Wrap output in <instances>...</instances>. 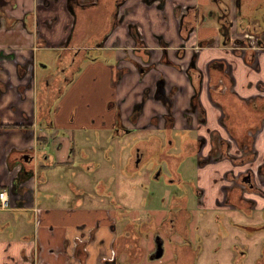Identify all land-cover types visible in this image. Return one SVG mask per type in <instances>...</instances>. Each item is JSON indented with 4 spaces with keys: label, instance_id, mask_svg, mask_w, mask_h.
I'll return each instance as SVG.
<instances>
[{
    "label": "crops",
    "instance_id": "obj_1",
    "mask_svg": "<svg viewBox=\"0 0 264 264\" xmlns=\"http://www.w3.org/2000/svg\"><path fill=\"white\" fill-rule=\"evenodd\" d=\"M0 1L5 13L16 18L19 23L28 14L35 15L39 21L37 35L28 31L22 24L12 28L6 27L3 23L0 25V51L7 55L12 54L17 59L14 63L10 62L14 64L13 66L9 64L5 66L9 71L13 67L10 71L11 75L5 78L12 80L14 86L21 82L14 73L18 64L25 65L28 60L34 61L41 47L42 50L59 52L60 57L65 56V60L72 59L74 48L92 50L95 57H98V60H84L82 70L73 79L72 84H68L67 89L58 96L52 129V134L56 137L53 140L54 146L52 145L51 151L50 145L48 146L50 154L48 159L42 156L35 159L34 162L38 167L42 164L46 165L45 168L56 170L62 168L92 170L95 164L86 163V155L83 153L80 156L81 163L73 160L75 145L85 144L80 130L84 124H97L103 121L98 129L103 132L110 131L112 134L117 116L115 106L122 109V120L129 129L162 130L165 124L163 115H166L167 107L154 96L160 78L166 82L168 91L176 87L179 89L174 96L175 103L172 109L176 119L175 130H188L184 112L192 105L194 86L199 87V80L196 77L194 81L189 79L186 69L196 52L198 53L196 68L205 78L200 97L201 112L208 113L210 120L208 127L212 131L217 132L216 130L222 128L215 119L221 113L220 109L210 101L208 93L207 73L212 62L223 60L232 65L234 82L229 84L227 90L225 85H221L216 92L224 89L228 91V96L232 98L234 105L242 104L241 100L258 103L264 96L262 90L264 89V49L255 59L257 70L244 60L243 53L235 51V40L248 37L247 34L243 36L237 30L240 23L237 14L239 0H223L230 7V19L233 24L231 37L234 42L227 46L220 32V11L215 0H168L164 8H159L155 3H145L143 0H128L121 9L125 19L113 32L104 48V55L101 56V49L96 43L99 41V33L105 31L103 29L105 22L89 29H87L89 26L82 28L84 19L91 18L92 21L97 19L99 12L97 7L89 11L81 10V6L85 5L79 6L75 0H16V7L13 8L10 0ZM47 1L51 3L50 6H43V2L47 4ZM253 2L256 4L252 6H255L256 12L258 10L260 13L259 17L264 19V0H253ZM186 6L200 8L203 15V24H197L192 33L180 23L181 13L178 8ZM75 7L80 10H76ZM210 11H214L213 16L208 14ZM128 25H137L133 34L142 37L143 41H140L142 47L136 44L137 40L133 42L129 37ZM243 27L242 31L252 28L248 24H244ZM68 39L72 41V48L69 49L65 44ZM137 50L149 52L150 61L156 66L144 77H141L137 68L126 60L127 57H131L139 64L146 63L143 54L135 55L134 52ZM64 51L67 53L64 54ZM164 55H167L172 65L162 61ZM80 56L82 59V54ZM116 64L118 68L130 69L120 80L116 78L117 70L114 67ZM212 72L214 75L218 73L214 69ZM1 76L2 72L0 78H3ZM147 89L151 90L149 99L137 124L132 125L128 121V116L132 107L141 102ZM34 98V89L26 91L24 99L14 89H10L0 97V117L4 123L18 122L22 125H29L28 123L31 125L27 132L7 129L0 135V190L11 193L12 200L10 210H0V264H127L119 260L114 251V247L116 248L122 241V237L118 234L120 208L115 204L114 199H110L108 203L97 200L95 204H89L85 200L84 190L78 189L75 191V199L70 200L64 196L63 204L56 203L43 207L39 205V184L47 183L51 178H47L44 174L39 175V168L36 176V165L33 174L24 178L20 174L21 166L13 168V171L6 170L5 157L11 147L38 149L45 146L43 141L42 144L36 141V136H47V132L43 128H37L34 125L35 120L23 121L22 112L30 114ZM13 107H17L18 111H14ZM155 117L158 118L157 125L152 122ZM200 134L204 135L205 130L202 129ZM247 140L250 145L253 143L254 150L256 149L254 160L256 163H253V167L249 169L257 170L264 162V122L256 130L248 132ZM212 144L209 142L205 154L210 151ZM31 165L33 166V163ZM212 170H229L238 173L242 167H236L226 161L218 165L211 164L201 170L202 180L199 185L208 190L209 207H213L212 197L216 195L212 190L215 187L210 182ZM14 180L20 181L15 184ZM43 189L47 191L48 200H52L55 189L49 185L44 186ZM13 190L15 194H12ZM98 193L105 195V187H99ZM253 198L260 204V209L264 208V198L254 196ZM33 205L41 211L38 224L35 222ZM141 233H138L136 228L133 229L132 237L127 238L124 243L130 247L133 242H139L137 234L145 235V230ZM240 238L246 240V237ZM217 241L218 239L214 237V243ZM130 253L133 257L140 256L136 254L135 249ZM234 255L235 253L230 249L231 264L234 262Z\"/></svg>",
    "mask_w": 264,
    "mask_h": 264
},
{
    "label": "flooded vegetation",
    "instance_id": "obj_2",
    "mask_svg": "<svg viewBox=\"0 0 264 264\" xmlns=\"http://www.w3.org/2000/svg\"><path fill=\"white\" fill-rule=\"evenodd\" d=\"M79 6L84 4L85 6H81V10H90L91 8H98L97 19L92 21L90 19H84L82 28L88 27L87 29L97 26L98 24L105 22L103 29L105 31L103 33H99V41L96 43L97 47L101 49L100 56L104 53V48L106 43L111 38L113 32L117 27H119L125 17L121 13L122 7L127 3L128 0H75ZM145 3H155L159 8H164L165 3L168 0H143ZM217 3V7L219 8V23H220V32L224 37V44L227 46L229 43L234 42L231 37V31L233 28L232 21L230 19V7L227 5L223 0H215ZM48 2V1H47ZM11 6L14 8L16 7V0H10ZM50 2L47 4L43 2V6H50ZM238 6V17L244 12L242 9L241 0L237 3ZM260 8V6H259ZM76 10H80L76 8ZM180 15V23L185 25L187 30L192 33L196 28L197 24H203L202 18L203 15L201 14V9L195 6H186V7H179L178 8ZM260 10V9H259ZM96 13V12H93ZM210 16L214 15V11H210L208 13ZM27 16V17H26ZM24 17V19L19 23L16 18L8 16L2 8V2L0 1V25L3 23L6 27L12 28L15 27L17 24H22L28 31L32 33H38V26L39 21L35 15L28 14ZM111 16V19L109 17ZM226 17L228 18L227 22H230L231 25L229 27L226 26ZM240 22V21H239ZM75 24V23H74ZM246 24V23H245ZM244 25V24H243ZM243 25L240 22L238 24V32L244 35H248L245 38H238L235 40V51L243 53L244 60L250 64L251 67L256 68L257 70V56L259 52L264 49V34H260L264 27L259 28H251L248 30H243ZM247 25V24H246ZM10 26V27H9ZM76 24L74 25L75 29ZM137 29V25H128L129 30V37L133 40H137L136 44H139L142 47L140 41H143L141 36H136L133 34V31ZM240 30V31H239ZM260 34V44L258 47H254L251 40L253 39L254 35L257 37ZM86 35V34H85ZM71 39V37H69ZM68 39L66 41V46L68 49L72 48V41ZM205 44V43H204ZM238 44V45H237ZM43 46H46L42 43ZM129 45V44H128ZM127 45V46H128ZM240 45V46H239ZM126 46V47H127ZM242 49H241V48ZM41 47L38 51L42 50ZM75 53L72 59H66L65 56L58 58V60L54 64V68L51 71H48L39 58L36 55L34 61L28 60L25 65H19L16 68L15 76L20 79V84L15 85L12 83V80L6 78H0V97L4 94L8 93L10 89H14L22 99L25 98L26 91L30 89H34L35 98L34 103H32L31 112L30 114H26L22 112L23 121H34V125L37 128H43L45 132H47V136L39 137L36 136V141L42 144L44 142L43 148H25L20 149L15 146L11 147L10 151L6 154V170L10 171L13 170L15 167L21 166L22 170L20 174L23 175V178L26 176H30L33 174L35 167V159L37 160L39 156H42L44 159L49 158V151L48 146L50 145V151L52 150V143L51 141L55 140V134H52V129L54 126V114L56 111V100L62 89L67 85V83H71L76 75L82 70V62L84 60L90 61L97 59L95 57L92 50H79V48H74ZM244 51V52H243ZM63 53V52H62ZM67 52L64 51V54ZM135 55L143 54L144 61L146 63L139 64L135 58L127 57V61L133 64L141 77L147 75L152 69L156 66L155 64L151 63L150 61V54L149 52L136 51L134 52ZM250 53V55L248 54ZM80 54H82L83 58L81 59ZM239 55V54H238ZM80 56V58H78ZM198 57V53L196 52L193 55V59L190 62L188 69H186V74L189 79H193L196 77L199 80V87L196 85L195 93L192 97V105L188 110L184 112V118L188 123V130L195 133V138L192 143L190 144L189 139H184L183 141V152L179 157H172L169 156L171 161L167 160L168 168L165 170L162 166L158 168L157 173L154 174L155 180H160L162 178L167 179L168 182H177L182 183L181 174L177 171L179 163H182L184 160L188 158L187 153L189 149L196 153L197 157V166H198V174L196 179L189 180L188 182L193 188L194 194L197 195V208L200 209L202 218V224L206 225L207 228H211L210 236L206 237L213 240L214 237L212 235H216V232L219 228L227 227L231 234H236L237 236L233 239H229V236L226 237H216L218 241L212 245V252L219 254L222 250H226L227 254L230 255V249L235 253L234 262L232 264H264V237H257L260 235V232L264 231V225H259L256 220L249 217V211H253V214L260 212L261 215H264V208H259V204L254 197H261L264 198V162L259 165L257 170L249 169L253 167V163L255 164L256 161V149L254 150V144H249L248 140L244 138H236L233 134V129L237 128H246L249 123V117L244 114L245 106L249 104L253 108H260L261 106L258 103H254L255 101H243L241 100L242 104L234 105L232 102V98L228 96L227 90L229 84L231 85L234 82L233 77V67L232 65L228 64L226 61L223 60H215L210 64V69L208 68V93L210 101L220 109V112L216 116V122L218 121L219 125L222 127L221 129L211 130L209 126V116L208 113L201 112L202 105H201V93L204 84V75L200 73L199 70L196 68V59ZM167 55H164L162 61L166 64ZM250 60H247L249 59ZM168 59V58H167ZM169 60V59H168ZM5 61L8 62H15L17 59L14 55L10 54L7 55L5 52L0 51V72L5 75V77L11 75L8 68L5 67ZM170 61V60H169ZM4 62V63H3ZM171 62V61H170ZM172 63V62H171ZM173 64V63H172ZM169 64V65H172ZM73 66L75 67L72 70ZM117 72V80H120L126 73L130 71L129 68L123 67L118 68V64L114 65ZM43 69H47L44 71ZM218 71L217 74H213L211 70ZM74 73V74H73ZM196 73V74H195ZM69 74L72 75V78L69 82H67L65 75ZM195 74V75H194ZM23 82V80H25ZM63 80V81H62ZM65 81V82H64ZM72 84V83H71ZM221 85H225V89L221 90L220 92H216V89ZM163 87L166 88V82L163 78H160L157 83L156 93L160 97L158 101L162 102L166 107V115H163L165 118V124L162 131H166L170 133L171 130H175L176 119L173 112V105L175 103L174 96L179 90L177 87L173 88L171 91H168L166 88V94L163 91ZM264 91V89H262ZM151 94V90L147 89L145 91V95L142 97L141 102L136 103L134 107H132L131 113L128 116V121L135 125L138 122V119L141 113L144 111V106L149 99ZM217 94V95H215ZM167 95V96H166ZM163 99V101L161 100ZM264 99V96L261 100ZM165 101V102H164ZM226 102L227 104H225ZM262 103V102H260ZM215 107V108H216ZM116 109V121L115 126L113 128V132L111 135L114 137L116 136H127L131 135L133 131L137 129L128 128L122 120V109L119 106H115ZM14 111H18L17 107H13ZM157 117L153 118L155 120V124L157 125ZM25 121V122H26ZM196 121V124H195ZM99 122V121H98ZM103 121L97 123L98 125L103 124ZM153 122V121H152ZM264 120H262V123ZM29 125H25L27 132L30 129ZM10 125H22L21 123L15 122L13 124H6L3 122V119L0 117V135L7 131V129H15V130H23L22 128H8ZM262 125V124H261ZM204 129L205 134L201 135L200 131ZM249 132V131H248ZM247 132V134H248ZM41 138V140L39 139ZM169 137H167L168 140ZM241 139V140H240ZM99 140V139H98ZM170 140V138H169ZM43 141V142H42ZM148 142L137 144L132 151L131 155H129V167H139L142 159L144 157L149 156V150L152 148L150 143L155 144L154 147H158L160 149L162 139L152 135L150 139L147 140ZM155 141H159L160 143H154ZM212 142V146L210 151L205 154V150L209 144ZM38 144V145H40ZM171 144V142H170ZM194 145V146H193ZM40 147V146H39ZM144 147V148H143ZM251 147L250 149H248ZM43 152V153H42ZM42 153V154H41ZM151 155V153H150ZM169 161V162H168ZM230 162L234 166L242 167L238 173H234L229 170L224 171H214L212 170L210 176V182L213 185L212 190L215 191L216 195H213L212 199V206H208V190L205 187H200L199 183L202 180L200 173L201 170L206 169L211 164H221L224 162ZM33 163V166L31 165ZM36 165V166H35ZM76 165V164H75ZM78 165V164H77ZM90 169V167H89ZM220 174V175H219ZM21 180V178H20ZM19 180V181H20ZM18 180H14L15 184L19 182ZM187 183V184H189ZM14 185V184H13ZM253 195V196H250ZM168 215L166 216L165 220L160 223L158 226L161 229V232H174L175 235H180L181 243L175 242V246L172 249L173 257L164 262L163 264H197L198 258L200 259L204 248V238L199 237V242L197 246H195L189 237V222L192 219V214L189 209V194L185 192L183 195L178 196L175 194L169 204L168 207ZM251 220V221H250ZM213 222L215 223L214 227ZM251 222V223H249ZM157 224L156 220L152 218L148 222L142 223L138 228V233L142 234V230H145V234L150 230H155ZM254 226V227H251ZM215 228V229H214ZM250 228L252 230L250 231ZM127 228L119 235V237H123L126 234ZM203 234L206 236L207 233ZM240 237H246V240ZM167 238L170 240L171 237H161L158 234V231L155 232V240H154V249L149 254V258L153 261H159L164 258L165 255V247H164V254L160 259L153 258L156 255V251L158 247L164 246L165 239ZM226 242H230L226 244ZM135 245V249L138 248L135 242L132 243ZM214 246V247H213ZM224 246V247H223ZM221 248V251H220ZM141 253V256L144 255V251H138ZM146 255V254H145ZM229 255L228 258H229ZM145 257V256H143ZM215 264H220L218 261Z\"/></svg>",
    "mask_w": 264,
    "mask_h": 264
},
{
    "label": "rangeland",
    "instance_id": "obj_3",
    "mask_svg": "<svg viewBox=\"0 0 264 264\" xmlns=\"http://www.w3.org/2000/svg\"><path fill=\"white\" fill-rule=\"evenodd\" d=\"M37 34L38 33L35 35ZM251 42L254 47H258L260 44V36L257 37V35H254ZM59 54V52L53 50H41L38 54V58L43 64H45V66H47L46 68L48 71H51L60 56ZM8 64L11 66L14 65L5 61L4 65L7 66ZM208 68L210 69V65ZM11 69H13V67ZM11 69L10 71H12ZM47 69L43 70H46L47 72ZM74 69L75 67L73 66L72 70ZM211 71H213V69ZM14 73H16V70ZM73 74L65 75L67 82L70 81ZM1 77L5 78V75L2 74ZM13 78L16 77L13 76ZM23 81H26V79ZM68 84L69 83H67L62 91L67 89L66 87ZM98 126L99 125L96 123L88 125L84 124V126H82L80 133L83 136L85 144L84 146L79 145L76 144V141L75 150L72 154L74 158L73 160L76 163L82 162L80 159L82 153L86 155V163L93 162L95 164V167L92 170L88 171L75 168H62L56 170L54 168H45L46 165L42 164L39 167H36L35 171H37L38 168L40 169L39 175L44 174L47 178H51V181L49 180L47 183L39 184V205L46 207L50 204H63L64 202L62 201V198L64 196L73 200L76 197L75 191L78 189L84 190L85 200L89 204H95L97 200L108 203L110 199H114L115 204L120 208L119 213L121 216L118 221V234H121L127 228L126 234L121 238L122 241L120 242V245H117L116 248L114 247L118 259L125 261L127 264L128 262L129 264H163L173 257L172 249L175 246V242H182V236L175 235L174 232H170L171 230H169V233H167L168 230L165 233L161 232L162 228H159L158 225L162 223L168 215V207L173 196L175 194L181 196L185 192H188L189 209L192 214V219L189 222L190 241L197 246L199 237H205V248L201 258H198L197 264H215L216 261L220 264H231L227 256L229 254H227L226 250H222L219 254L212 252V245L214 244L213 240L206 238L210 236L211 228H207L206 225L202 224V221L200 220L202 218V211L198 209L196 205L197 195L194 194L193 188L188 182L189 180L196 179L198 174L199 168L197 166L196 153L190 148L187 153L188 158L178 165L177 171L181 174L183 180L182 183L168 182L165 178L160 180L154 179V174L157 173L160 166L167 170L169 166L167 160L171 161L169 156L179 157L182 154L184 150V139H189L190 144L192 143L191 141L195 138V133L184 130H171L170 133H167L162 130L151 131L147 129H139L133 131L131 135L114 137L110 134V131H100ZM154 134L162 139L160 149L157 150L158 147H154L155 144L150 143L152 148L148 151L149 156L142 159L138 168L129 167V155H131L135 146L140 143L148 142L147 140ZM167 137H169L170 140L169 138L167 140ZM75 138L77 139V132ZM51 143L54 146L53 141H51ZM154 143L160 142L155 141ZM250 148L251 147L248 149ZM37 175L38 171L36 173V176ZM46 185L53 187L56 191L53 194L52 200H48L46 197L47 191L43 189ZM102 186L105 187V195H99L100 193H98L99 187ZM93 197H95V199ZM10 213L12 214V212ZM261 214L262 213L258 211L255 214H253V211H249V217H251V220H256L257 223H259L258 226L264 225V215ZM152 218L156 220V229L154 231L150 230L148 234L146 232L145 235L137 234L139 237V242H136L138 246L137 249H135V245H130L129 247L124 243L127 238L132 237L133 229L138 228L142 223L148 222ZM35 222L38 224L39 218L35 220ZM214 225L215 223L213 222L212 227H214ZM251 230L252 228H250V231ZM156 231H158V234L161 237H171L170 240L164 238L165 255L164 258L159 261H153L149 258V254L154 249ZM203 232L207 233V235L205 236ZM226 236H229V239H233V237H236L237 235L235 233L231 234L225 226L219 228L216 235H212L211 237ZM257 237H264V231L260 232V235ZM229 243L230 242H226V244ZM132 249L137 250L136 254H139L140 256L133 257L130 253ZM141 250L144 252L147 250L145 257H143L144 255L141 256L140 252L138 253V251Z\"/></svg>",
    "mask_w": 264,
    "mask_h": 264
},
{
    "label": "trees",
    "instance_id": "obj_4",
    "mask_svg": "<svg viewBox=\"0 0 264 264\" xmlns=\"http://www.w3.org/2000/svg\"><path fill=\"white\" fill-rule=\"evenodd\" d=\"M241 4L244 12L239 16V19L242 25L246 23L249 26H252V28L264 27V19H262L261 16L259 17L260 15L259 11L257 10L256 12L255 6H252V4H256V3H254L253 0H241ZM227 20L228 18L226 17V21L224 22L226 23V26L229 27L231 23L227 22ZM260 34L261 35L264 34V30ZM166 60H167L166 62L172 64L167 58ZM261 102L262 103L259 102V104L263 106V108L262 107L253 108L250 104L248 106H245L246 108H244L245 109L244 114L247 115V117H249L250 120L246 128H239L237 126V128H234L232 130L236 138H241V139L244 138L247 140V132L250 130L254 131L261 126L262 120H264V99ZM152 121L155 122V120ZM8 128H22L23 130H25L24 129L25 125H10L8 126ZM39 139L41 140V138Z\"/></svg>",
    "mask_w": 264,
    "mask_h": 264
},
{
    "label": "built area",
    "instance_id": "obj_5",
    "mask_svg": "<svg viewBox=\"0 0 264 264\" xmlns=\"http://www.w3.org/2000/svg\"><path fill=\"white\" fill-rule=\"evenodd\" d=\"M12 208L11 194L7 190H0V210H10ZM34 218L37 220L40 217V209L36 206H32Z\"/></svg>",
    "mask_w": 264,
    "mask_h": 264
},
{
    "label": "water",
    "instance_id": "obj_6",
    "mask_svg": "<svg viewBox=\"0 0 264 264\" xmlns=\"http://www.w3.org/2000/svg\"><path fill=\"white\" fill-rule=\"evenodd\" d=\"M163 91H164V93L166 94V88H164L163 87ZM154 96H155V99H157V100H159L160 99V97L157 95V93H156V90H155V93H154ZM167 96V95H166ZM162 101H163V99H161ZM165 102V101H164ZM10 171H13V170H10ZM16 186V185H15ZM12 194H15L14 193V190L12 191ZM163 254H164V246L162 245V246H160V247H158V249H157V251H156V255L153 257V258H155V259H160L162 256H163Z\"/></svg>",
    "mask_w": 264,
    "mask_h": 264
}]
</instances>
